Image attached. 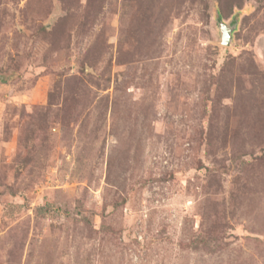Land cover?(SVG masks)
Segmentation results:
<instances>
[{
  "label": "rangeland",
  "instance_id": "rangeland-1",
  "mask_svg": "<svg viewBox=\"0 0 264 264\" xmlns=\"http://www.w3.org/2000/svg\"><path fill=\"white\" fill-rule=\"evenodd\" d=\"M0 264H264V0H0Z\"/></svg>",
  "mask_w": 264,
  "mask_h": 264
},
{
  "label": "water",
  "instance_id": "water-1",
  "mask_svg": "<svg viewBox=\"0 0 264 264\" xmlns=\"http://www.w3.org/2000/svg\"><path fill=\"white\" fill-rule=\"evenodd\" d=\"M217 24V29L220 37V44L223 46L229 45L231 40V33L234 30L235 26L223 23L219 20V17L217 20Z\"/></svg>",
  "mask_w": 264,
  "mask_h": 264
},
{
  "label": "trees",
  "instance_id": "trees-1",
  "mask_svg": "<svg viewBox=\"0 0 264 264\" xmlns=\"http://www.w3.org/2000/svg\"><path fill=\"white\" fill-rule=\"evenodd\" d=\"M220 13L218 12V15H219Z\"/></svg>",
  "mask_w": 264,
  "mask_h": 264
}]
</instances>
